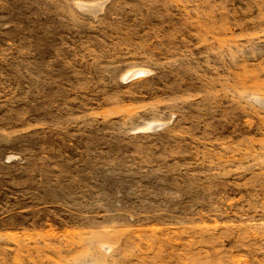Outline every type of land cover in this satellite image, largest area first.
Instances as JSON below:
<instances>
[{"label": "rangeland", "instance_id": "rangeland-1", "mask_svg": "<svg viewBox=\"0 0 264 264\" xmlns=\"http://www.w3.org/2000/svg\"><path fill=\"white\" fill-rule=\"evenodd\" d=\"M0 264H264V0H0Z\"/></svg>", "mask_w": 264, "mask_h": 264}]
</instances>
